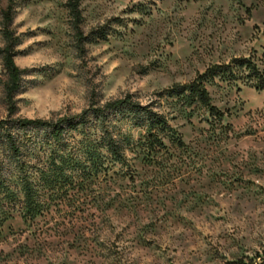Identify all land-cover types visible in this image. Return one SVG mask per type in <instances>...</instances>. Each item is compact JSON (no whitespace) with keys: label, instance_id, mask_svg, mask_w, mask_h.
<instances>
[{"label":"rangeland","instance_id":"obj_1","mask_svg":"<svg viewBox=\"0 0 264 264\" xmlns=\"http://www.w3.org/2000/svg\"><path fill=\"white\" fill-rule=\"evenodd\" d=\"M66 1L18 0L14 62L30 71L16 115L55 119L79 112L91 96L101 103L131 93L167 114L182 146L164 139L157 159L126 150L125 163L81 190L42 196L45 206L32 216L20 209V184L10 175L0 185V264H237L262 256L264 88L232 59L249 58L264 74V0H78L84 33L119 20L105 40L82 47ZM227 63L233 77L202 78L222 112L218 122L202 105L158 99ZM4 78L0 60V119ZM122 132L144 134L130 125ZM25 159L44 163L42 155Z\"/></svg>","mask_w":264,"mask_h":264},{"label":"trees","instance_id":"obj_2","mask_svg":"<svg viewBox=\"0 0 264 264\" xmlns=\"http://www.w3.org/2000/svg\"><path fill=\"white\" fill-rule=\"evenodd\" d=\"M19 5L18 0H6L0 10V60L5 75L2 86L7 111L0 119V185L5 186L10 175H17L23 196L20 209L24 215L32 216L45 206L42 196L49 199L50 195L63 193L67 197L68 191L81 190L92 176L105 174L115 164L125 163L126 150L157 159L166 149L164 139L170 145L182 146L167 114L157 110L154 102L141 103L131 93L101 103L91 96L79 112L55 119L16 115L15 96L25 89V75L30 71L14 62L21 36L14 31L12 21ZM66 9L77 47L105 40L110 24L119 21L117 17L111 18L84 33L80 29L78 0H67ZM232 62L256 78V90L264 88V74L249 58H233ZM210 72H218L221 78L234 76L230 63L212 65L192 82L158 92V99L175 96L181 97V103L187 106L202 105L208 109L209 118L218 122L222 112L211 105L202 81ZM128 125L143 129L142 138L134 140L124 134L122 129ZM28 154L42 155L44 163L28 164L25 159ZM35 178L38 183L34 182ZM236 263L264 264V254Z\"/></svg>","mask_w":264,"mask_h":264}]
</instances>
